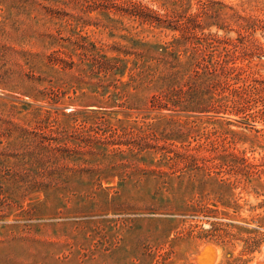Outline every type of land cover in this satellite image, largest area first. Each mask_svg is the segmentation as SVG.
Wrapping results in <instances>:
<instances>
[{
    "label": "rangeland",
    "instance_id": "rangeland-1",
    "mask_svg": "<svg viewBox=\"0 0 264 264\" xmlns=\"http://www.w3.org/2000/svg\"><path fill=\"white\" fill-rule=\"evenodd\" d=\"M214 1L216 40L163 64L149 10L197 0H0V264L259 259L264 38L228 44Z\"/></svg>",
    "mask_w": 264,
    "mask_h": 264
},
{
    "label": "trees",
    "instance_id": "trees-1",
    "mask_svg": "<svg viewBox=\"0 0 264 264\" xmlns=\"http://www.w3.org/2000/svg\"><path fill=\"white\" fill-rule=\"evenodd\" d=\"M196 3L197 10L191 14H186L183 10L177 12L171 9L161 14L156 11L149 10V16L154 17L153 19L156 20L159 25H163L164 27L169 26L171 30H177L180 32L179 38H173L172 40L164 41L161 44H149L147 42L142 43L143 45L147 44L161 50V57L158 59L159 62H163L164 64L165 60L167 61V58L171 56L174 49L176 50L177 44L182 38L186 41H193L192 49L195 53H200L199 51L210 47L212 42L216 40L213 34L203 31V29H205L210 23L206 22V20H214L218 16V9H215L214 7L216 2L214 0H197ZM131 6L135 10L139 8V6L135 3ZM224 6L227 8L224 28L227 33L235 32L236 34L233 39L228 36L226 38V42L235 46L236 43H234V41L237 42L247 40L251 42L254 48L261 49V42L256 35L264 38V0H238L236 2L227 3ZM141 8L142 7L139 9ZM172 21H174V24H169ZM228 51H230V61L233 63L236 59V56H234L236 50ZM203 60L204 59H202V61L201 59H196L193 65L196 63L197 65L202 64ZM120 64L122 65V68L119 69H123L127 67L129 61L125 58H117V67H120ZM239 68L240 67H235L234 65H229L228 71L231 72ZM163 97L165 96L157 93L153 94L151 99L164 104L166 101H170L169 98L164 100Z\"/></svg>",
    "mask_w": 264,
    "mask_h": 264
},
{
    "label": "bare ground",
    "instance_id": "bare-ground-1",
    "mask_svg": "<svg viewBox=\"0 0 264 264\" xmlns=\"http://www.w3.org/2000/svg\"><path fill=\"white\" fill-rule=\"evenodd\" d=\"M260 261H262L263 262L262 264H264V248H263V252H261V254H260L259 259H257V258L254 259V261L251 262L250 264H258Z\"/></svg>",
    "mask_w": 264,
    "mask_h": 264
},
{
    "label": "water",
    "instance_id": "water-1",
    "mask_svg": "<svg viewBox=\"0 0 264 264\" xmlns=\"http://www.w3.org/2000/svg\"><path fill=\"white\" fill-rule=\"evenodd\" d=\"M259 263H260V264H262L263 262H262V261H260ZM259 263H258V264H259Z\"/></svg>",
    "mask_w": 264,
    "mask_h": 264
}]
</instances>
